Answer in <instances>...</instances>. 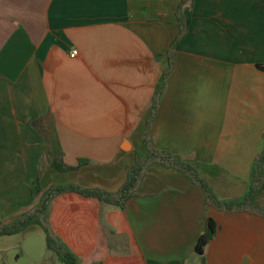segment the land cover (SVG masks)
Segmentation results:
<instances>
[{
  "label": "crops",
  "instance_id": "1",
  "mask_svg": "<svg viewBox=\"0 0 264 264\" xmlns=\"http://www.w3.org/2000/svg\"><path fill=\"white\" fill-rule=\"evenodd\" d=\"M185 2L0 0V226L56 186L118 192L132 167L114 168L143 139L190 162L220 201L245 194L264 146V0ZM59 156L87 163L59 173ZM46 169L69 179L43 181ZM132 192L123 208L55 196L53 237L81 264H264L263 212L217 209L158 164ZM208 217L217 231L197 254Z\"/></svg>",
  "mask_w": 264,
  "mask_h": 264
},
{
  "label": "trees",
  "instance_id": "2",
  "mask_svg": "<svg viewBox=\"0 0 264 264\" xmlns=\"http://www.w3.org/2000/svg\"><path fill=\"white\" fill-rule=\"evenodd\" d=\"M184 1H187L185 2V4L189 2L191 3V0H183V2ZM256 68L264 73V65H257ZM162 82H163V78H161L159 80V83L157 84L154 100L158 97V95L162 91V85H163ZM151 116L152 115H150V118ZM143 141L144 143L147 142L145 139H143ZM152 156L159 157L163 161L172 160L173 161L172 165L179 172L183 173L184 175L188 176L193 181H195V183H197L206 194L207 200L217 209H224L227 211H231V210L255 211V209H257L258 210L257 212H262L259 211L260 206L259 204H257V201L260 195L264 193V146L261 148L259 154L256 156V158L254 159L251 165L245 194L238 199L229 200V201H220L219 199H217V197L209 188V186L202 179L199 178L193 165L188 161H184L180 156L173 155L168 152H159L152 149L149 146V150L147 156L145 157V160L149 159ZM86 163L87 160H80L77 167H69L64 164L62 158L59 156L58 158L52 160V162L50 163V168L54 169L59 173H67V172L76 171L80 166ZM139 165L140 163H136V165H134L129 170L127 174V178L123 183L122 187L119 189L118 192L113 194L105 191H101L99 189H83L73 185L64 186V187L56 186L53 187L52 189L44 191L41 196V201L38 204V206L35 208L34 213L27 214L23 218H19L9 225H1L0 237L17 234L31 225H39L45 232L47 248L50 251L55 252L59 262H61L62 264H79L77 258L69 251V249L63 243L56 240L52 236V234H50L48 228L44 226L43 222L41 221L42 220L41 217H44L47 212L50 201L59 194L65 192H74L84 197L95 198L101 203L123 208L125 201L132 196L133 193L132 191H134L137 185L138 177L140 175ZM33 191H34L33 194L35 195H38L41 192L40 176L34 182ZM250 206L255 209L251 208ZM216 231H217L216 222L211 217H208L204 231L200 235V237L198 238L195 244V252L197 254H203L206 245L211 241V239H213V237L216 234Z\"/></svg>",
  "mask_w": 264,
  "mask_h": 264
},
{
  "label": "rangeland",
  "instance_id": "3",
  "mask_svg": "<svg viewBox=\"0 0 264 264\" xmlns=\"http://www.w3.org/2000/svg\"><path fill=\"white\" fill-rule=\"evenodd\" d=\"M133 144L136 145L134 141ZM135 147H136L135 154L120 157L118 164L114 168V171L117 175H119L120 172H123L124 170L128 169V167L129 168L133 167L134 165H136V163H140L139 165L140 175L138 177V182L141 180V177L143 175L145 176L147 168L152 164H158L166 168L177 170L172 165L173 162L172 160L163 161L159 157H153V156L145 160V157L147 156L149 150V146L147 142L144 143V141H141L139 145H136ZM182 159L184 161H187L184 158ZM52 173L56 174V178H54V180L51 179V174L46 169V171L42 173L43 181L46 177L47 178L49 177L50 178L49 181L52 180L54 184H56L59 181H66L67 179H69V177L66 176L57 177L58 174L55 171ZM262 195H260L259 197L260 199H258L259 201H257V204L260 203L259 211H262L264 213V205H262V201H261ZM38 198L39 195H36L35 199L38 200ZM54 199L51 201L50 206L51 204L52 205L54 204ZM34 210L35 208H31L25 214H21L20 216L17 213L13 217L8 218V220L11 221L13 219L14 221H16L19 218H23L27 214H33ZM255 211L258 210L255 209ZM50 217H51L50 213L49 211H47L45 216L41 217L42 219L41 221L43 222L44 226L48 228L50 234H52L53 236V233L51 231L52 229H51ZM8 220L6 219L5 221L7 222ZM1 223L5 224L3 222ZM7 225H9V223ZM103 225L105 229H107L109 226L106 222ZM93 243H86V245H91ZM121 245L123 244H115V247L120 248ZM78 262L79 264L82 263L81 260ZM0 264H61V263L58 261L55 252L50 251L47 248L46 235L44 230L39 225H31L17 234L0 237Z\"/></svg>",
  "mask_w": 264,
  "mask_h": 264
},
{
  "label": "built area",
  "instance_id": "4",
  "mask_svg": "<svg viewBox=\"0 0 264 264\" xmlns=\"http://www.w3.org/2000/svg\"><path fill=\"white\" fill-rule=\"evenodd\" d=\"M77 54H78L77 50H72V51L70 52V57H71V58H74Z\"/></svg>",
  "mask_w": 264,
  "mask_h": 264
},
{
  "label": "water",
  "instance_id": "5",
  "mask_svg": "<svg viewBox=\"0 0 264 264\" xmlns=\"http://www.w3.org/2000/svg\"><path fill=\"white\" fill-rule=\"evenodd\" d=\"M123 150H125V149H123ZM243 264H245V263H243Z\"/></svg>",
  "mask_w": 264,
  "mask_h": 264
}]
</instances>
